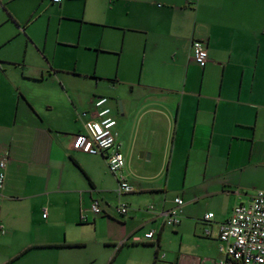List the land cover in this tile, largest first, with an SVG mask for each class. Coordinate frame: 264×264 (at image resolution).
Instances as JSON below:
<instances>
[{"label":"crops","instance_id":"0c3cea01","mask_svg":"<svg viewBox=\"0 0 264 264\" xmlns=\"http://www.w3.org/2000/svg\"><path fill=\"white\" fill-rule=\"evenodd\" d=\"M44 1L0 0V264H216L219 225L264 173V0H64L51 42V15L43 35L29 29ZM100 96L116 173L109 151L72 148ZM123 179L135 190L117 195Z\"/></svg>","mask_w":264,"mask_h":264},{"label":"built area","instance_id":"2783aa9c","mask_svg":"<svg viewBox=\"0 0 264 264\" xmlns=\"http://www.w3.org/2000/svg\"><path fill=\"white\" fill-rule=\"evenodd\" d=\"M64 0H51L52 3L60 4ZM192 58L203 66L207 60V52L204 43L199 39L191 41ZM107 100L100 96L94 100L97 110V120L91 119L84 123L83 131L75 134L72 148L89 154H100L108 152L107 165L111 173L118 172L124 164V158L115 143V132L113 127L115 120L109 114V109L102 107ZM6 158L0 159V188L4 181V168ZM135 187L126 180H120L115 192L117 195L129 193ZM184 200L181 197L174 198V206L164 212V224L174 226L181 220V212ZM152 208V206H151ZM127 205L120 203L117 206L119 214L127 213ZM89 211L94 214H101L102 208L98 200H93L89 205ZM43 217L46 213L42 214ZM213 217L212 212L204 215L205 220ZM81 218H85L82 214ZM208 233V230L205 231ZM153 230L143 234L144 239H153ZM218 250L221 257L216 264H264V190H257L247 204H237L232 208L231 214L219 225ZM165 253H161L162 260Z\"/></svg>","mask_w":264,"mask_h":264},{"label":"rangeland","instance_id":"374dc122","mask_svg":"<svg viewBox=\"0 0 264 264\" xmlns=\"http://www.w3.org/2000/svg\"><path fill=\"white\" fill-rule=\"evenodd\" d=\"M107 1V0H106ZM44 4L39 5L38 10H36L35 15L33 17V19L35 18L36 20L32 23V25L30 26L29 29L32 30H36L39 33H41V35H43L42 31L44 29V25L47 22V17L48 16H52V20L51 22V32L49 34V40L50 42L55 38L53 33L55 30V26L57 21L55 20V13L57 12V10H59L58 5L57 4H51L49 1H44ZM40 35V37H41ZM54 37V38H53ZM110 78V77H109ZM63 80H70L72 81L75 85H80V86H86L89 85V83H91L90 80H82V81H77L74 79V77L68 75H63ZM95 83V78L94 80ZM88 83V84H87ZM100 85H102L104 92L101 93L102 95H105L106 97H108V106L111 109V114L114 115L115 111H116V105H115V97H114V89L112 87H110V85L108 86L107 82L105 79L100 80ZM57 85V84H56ZM248 180H246V187H247V191L251 192L252 190H264V173L262 174L261 177L259 178H247ZM249 194V193H248ZM117 195L112 192L111 196L108 197V200L110 203L113 202H117ZM121 203V202H120ZM118 203V205L120 204Z\"/></svg>","mask_w":264,"mask_h":264}]
</instances>
